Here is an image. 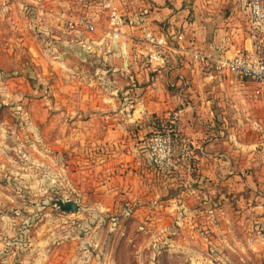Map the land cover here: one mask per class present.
Segmentation results:
<instances>
[{"label":"rangeland","instance_id":"obj_1","mask_svg":"<svg viewBox=\"0 0 264 264\" xmlns=\"http://www.w3.org/2000/svg\"><path fill=\"white\" fill-rule=\"evenodd\" d=\"M136 1L0 16V264H264V91L127 69ZM63 9L96 30L69 31Z\"/></svg>","mask_w":264,"mask_h":264},{"label":"crops","instance_id":"obj_2","mask_svg":"<svg viewBox=\"0 0 264 264\" xmlns=\"http://www.w3.org/2000/svg\"><path fill=\"white\" fill-rule=\"evenodd\" d=\"M136 2L138 4H134V7L141 6L143 15L136 14L134 17L136 22L131 25L130 31L137 33L143 41L137 42V47L131 53L128 50L127 69L131 68L133 62H137L134 58L139 57V61L134 63L136 68L143 67V64L138 65L142 60L144 63L152 60L154 64H158L156 66L160 68H158L160 72L169 70L173 74L171 79L176 80L178 85L183 79L190 82L192 77L197 80L196 78L201 76L223 83L222 80L225 78L223 75L211 77L208 74L209 68L190 56L171 52L165 57L152 56V46L143 38L146 28L167 33L183 31L185 40L182 44L201 48L212 55L250 46L247 0H137ZM191 9H195L196 12V17L192 20L188 18ZM125 27L129 28L128 25ZM140 98H144V95Z\"/></svg>","mask_w":264,"mask_h":264},{"label":"built area","instance_id":"obj_3","mask_svg":"<svg viewBox=\"0 0 264 264\" xmlns=\"http://www.w3.org/2000/svg\"><path fill=\"white\" fill-rule=\"evenodd\" d=\"M14 2L15 0H0V16H4ZM246 10L251 42L247 48H236L232 52L212 55L201 48L182 44L185 40L183 31L167 33L146 28L143 38L151 44L152 56L155 58L165 57L170 52L190 56L207 66L211 77L232 75L246 79L255 83L256 94H261L264 89V0H247ZM58 19L62 26L75 33L92 32L97 28L96 23L87 15L67 13L65 9L58 13ZM109 34L118 37L120 31L115 27ZM167 118L176 123L180 118V111H171Z\"/></svg>","mask_w":264,"mask_h":264},{"label":"water","instance_id":"obj_4","mask_svg":"<svg viewBox=\"0 0 264 264\" xmlns=\"http://www.w3.org/2000/svg\"><path fill=\"white\" fill-rule=\"evenodd\" d=\"M58 204L64 211H78L79 210V203L73 199H58Z\"/></svg>","mask_w":264,"mask_h":264}]
</instances>
